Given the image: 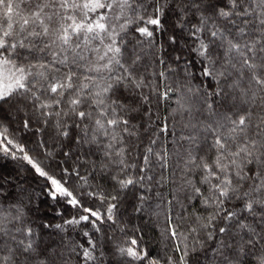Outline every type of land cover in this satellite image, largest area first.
Listing matches in <instances>:
<instances>
[{
	"label": "trees",
	"instance_id": "16d2710c",
	"mask_svg": "<svg viewBox=\"0 0 264 264\" xmlns=\"http://www.w3.org/2000/svg\"><path fill=\"white\" fill-rule=\"evenodd\" d=\"M0 62V264H264V0H0Z\"/></svg>",
	"mask_w": 264,
	"mask_h": 264
},
{
	"label": "rangeland",
	"instance_id": "374dc122",
	"mask_svg": "<svg viewBox=\"0 0 264 264\" xmlns=\"http://www.w3.org/2000/svg\"><path fill=\"white\" fill-rule=\"evenodd\" d=\"M16 79L12 77V75L7 72L4 64L0 62V98L8 94V92L14 87L16 84ZM0 145L5 149L8 146H11L8 139L4 137V135L0 132ZM29 163L35 167V170L42 174V172L29 160ZM50 185L52 188V192L54 195L58 196H67V192L63 189V187L54 179H50Z\"/></svg>",
	"mask_w": 264,
	"mask_h": 264
}]
</instances>
